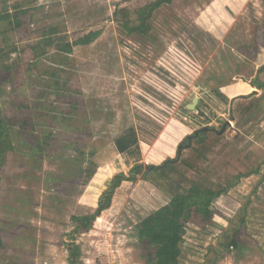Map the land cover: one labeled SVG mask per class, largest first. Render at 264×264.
<instances>
[{"label":"rangeland","instance_id":"obj_1","mask_svg":"<svg viewBox=\"0 0 264 264\" xmlns=\"http://www.w3.org/2000/svg\"><path fill=\"white\" fill-rule=\"evenodd\" d=\"M154 1L0 0V264H69L72 244L78 264H148L137 226L190 182L235 186L211 221L193 215L180 264H264V89L250 83L264 67V0H176L149 37L113 18ZM51 28L67 42L101 36L67 55L48 47ZM177 158L176 172L148 169ZM118 175L109 207L77 232L72 218L102 207ZM237 227L239 247L215 252Z\"/></svg>","mask_w":264,"mask_h":264},{"label":"trees","instance_id":"obj_2","mask_svg":"<svg viewBox=\"0 0 264 264\" xmlns=\"http://www.w3.org/2000/svg\"><path fill=\"white\" fill-rule=\"evenodd\" d=\"M176 0H155L133 12L126 8H118L113 14L114 20L118 23L120 29L129 37L144 36L149 37L152 32L151 21L154 14L163 6L171 5ZM19 25V24H18ZM48 47L64 54L70 55L73 53L75 47H85L92 45L101 36L100 31H92L80 37L74 42H67L65 38L58 36V31L54 28L49 29L46 33ZM259 68L251 80V86L254 90L252 95H256L259 91L264 89L263 84L259 80V76L263 71ZM242 68L238 67L235 76L229 79L237 78L241 75ZM193 141L198 139V136H192ZM10 128L7 119L3 116L0 109V169L4 165L5 155L9 145ZM183 145V148L189 145ZM181 152H178V157ZM179 164L178 158L168 160L160 167H154L151 171L155 173H163L167 169L174 170L175 166ZM141 168L135 169L140 171ZM260 169L250 171L246 174H239L235 177L238 184L242 179L248 178L252 175H258ZM176 172V170H174ZM181 176L183 174L178 172ZM185 179V178H184ZM123 181L118 178V184ZM94 186L98 185V181L93 182ZM118 185L115 186V188ZM235 184L227 186L225 189L216 190L212 187L202 185L198 182H190L187 189L178 185L174 188L172 184V197L170 201L160 207L157 211L147 216L138 226L137 234L139 239L146 243L152 250L148 256V264H180L182 255L181 244L186 232V226L191 221L193 215L201 216L205 221H211L213 216V207L215 202L228 191L233 188ZM109 207V201L105 207H99L93 214L86 216L73 217L72 222L76 226L78 232H89L94 222L100 217L101 213ZM244 220H241V225ZM241 233V228L237 227L232 235L225 234L226 241L219 245L215 252L221 253V250L230 252L234 248H238V237ZM4 248V242L0 231V252ZM78 246L72 244L68 248V263L78 264L79 251Z\"/></svg>","mask_w":264,"mask_h":264},{"label":"water","instance_id":"obj_3","mask_svg":"<svg viewBox=\"0 0 264 264\" xmlns=\"http://www.w3.org/2000/svg\"><path fill=\"white\" fill-rule=\"evenodd\" d=\"M198 104H199V98H195V99L193 100L192 104H190V105L188 106V109H189V110H195ZM224 129H225V128H224ZM207 131H208L207 129H204V130H203V132H207ZM198 135H199V132H196V133H195V136H198ZM190 141H191V138H190ZM190 144H191V142H190ZM182 147H183V146H181L180 149H179L180 152H181V148H182ZM137 168H143V166H141V165H136L132 171H134V170L137 169ZM153 168H154V167H148V169H153ZM118 177H119V178H122V179H126V177H125L124 175H118V176H116V177L113 179L112 184L109 186L108 190H106V191L104 192L103 196L101 197V204H100V205H101L102 207L106 204V201H107L108 197L112 194V192H113V190H114V188H115L116 181H117V178H118ZM130 177H131V179L134 178V175L132 174V172L130 173Z\"/></svg>","mask_w":264,"mask_h":264}]
</instances>
